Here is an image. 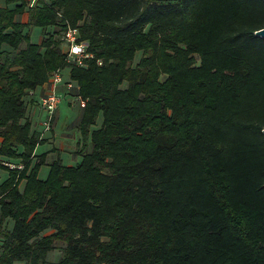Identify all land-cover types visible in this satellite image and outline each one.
I'll return each mask as SVG.
<instances>
[{
	"label": "trees",
	"instance_id": "1",
	"mask_svg": "<svg viewBox=\"0 0 264 264\" xmlns=\"http://www.w3.org/2000/svg\"><path fill=\"white\" fill-rule=\"evenodd\" d=\"M5 2L0 264H264V0H40L25 23L26 1ZM31 25L54 30L34 43ZM65 68L85 99L81 159L40 179L27 97Z\"/></svg>",
	"mask_w": 264,
	"mask_h": 264
},
{
	"label": "crops",
	"instance_id": "2",
	"mask_svg": "<svg viewBox=\"0 0 264 264\" xmlns=\"http://www.w3.org/2000/svg\"><path fill=\"white\" fill-rule=\"evenodd\" d=\"M26 1V10L18 19L25 23L28 21V8L34 7L39 4L40 0H25ZM1 6L7 5L5 0L3 3L0 2ZM13 4H9L8 6L12 7ZM34 27L38 28L41 32V28L37 26H29L26 31L29 35L31 42L39 43L42 39L40 38V32L38 35V40L33 41L32 37H34ZM63 78L65 80L69 79V69H63ZM47 88V84L44 83L41 86L37 87L33 94H30L27 99L34 101L39 97V95ZM61 91H64V87L61 86L59 88ZM75 89L71 90V93H67L61 102L59 103L58 108L55 112V121L53 125V129L51 132H44L42 134V138L44 141L41 144H38L35 147L34 155H40L42 153H47L46 162L40 166L38 170V177L40 179L46 178L49 171V162L52 159L59 158L61 163L66 166H72L77 164L81 155L79 154V139H80V131H79V122L82 113V107L79 106L77 100L75 98ZM73 93V94H72ZM41 110L38 107L32 109L31 112L27 115L32 124V129H39L36 126L39 125ZM100 115V116H99ZM96 119V123L90 127V130L97 128L100 126L102 121V116L99 114ZM38 117V120H37ZM35 119V120H34ZM35 160V157L33 158Z\"/></svg>",
	"mask_w": 264,
	"mask_h": 264
},
{
	"label": "built area",
	"instance_id": "3",
	"mask_svg": "<svg viewBox=\"0 0 264 264\" xmlns=\"http://www.w3.org/2000/svg\"><path fill=\"white\" fill-rule=\"evenodd\" d=\"M66 25L61 36L62 52L65 54L66 62L81 65L85 58L92 55L87 51V42L80 37L79 28ZM98 63L101 62L98 61ZM45 83L47 88L34 101V104L44 112V116L40 120L41 134L52 131L55 112L59 103L70 89L74 87L78 89L77 84L63 78L62 69L52 71ZM61 86L64 87V91L59 89ZM30 94H33V91H30ZM75 98L80 107L85 105V99L80 95H76Z\"/></svg>",
	"mask_w": 264,
	"mask_h": 264
},
{
	"label": "rangeland",
	"instance_id": "4",
	"mask_svg": "<svg viewBox=\"0 0 264 264\" xmlns=\"http://www.w3.org/2000/svg\"><path fill=\"white\" fill-rule=\"evenodd\" d=\"M0 2L1 3H3L4 2V0H0ZM12 6V5H11ZM34 37H32V39H33V41H37L38 40V35H39V32H40V30L38 29V28H35L34 27ZM54 30V28L53 27H46V28H44V29H41V32H40V35H41V39H43L45 36H46V34H49L50 32H52ZM61 36H62V32L61 33H57L56 34V37H60L59 39H60V41H61V43H60V47H63V45H62V40H61ZM140 56H141V52L140 51H138L136 54H135V57H134V59H133V62H132V64H135L138 60H139V58H140ZM162 79H163V77H161ZM124 85V84H123ZM35 107H37L35 104H33V100H30L29 101V99H27V109H28V113L29 112H31L32 111V109L33 108H35ZM40 113V115L38 116V117H40V120L43 118V116H44V112L41 110V112H39ZM100 116V115H99ZM38 117H37V120H38ZM35 120V119H34ZM54 121H55V119H54ZM53 125H54V123H53ZM36 126H38L37 128H39V130H41V127H40V122H39V125L37 124ZM49 133V132H48ZM4 161H5V163L6 164H9V165H12V166H14V165H16V166H20V163H19V161L18 160H7V159H5V158H2ZM7 161V162H6ZM7 177V172H6V170H3V169H0V182H2L5 178ZM22 186H23V184H21L20 185V188H22ZM5 224H6V226L8 227V228H10L11 227V221H6L5 222ZM51 232V230L50 229H47V230H45L44 232H42V234H47V233H50ZM63 245H62V243L61 242H56V249H54L52 252H50L48 255H47V259L48 260H51V261H56L57 259H58V257H59V254H60V249H61V247H62ZM17 264H27V263H25V262H18Z\"/></svg>",
	"mask_w": 264,
	"mask_h": 264
},
{
	"label": "water",
	"instance_id": "5",
	"mask_svg": "<svg viewBox=\"0 0 264 264\" xmlns=\"http://www.w3.org/2000/svg\"><path fill=\"white\" fill-rule=\"evenodd\" d=\"M255 34L258 35V36H260V37H264V27L261 28V29H259V30H257L255 32ZM263 133H264V130H263Z\"/></svg>",
	"mask_w": 264,
	"mask_h": 264
}]
</instances>
